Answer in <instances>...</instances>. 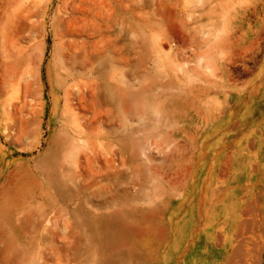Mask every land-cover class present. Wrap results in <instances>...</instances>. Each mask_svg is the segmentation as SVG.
Returning <instances> with one entry per match:
<instances>
[{"label": "rangeland", "instance_id": "rangeland-1", "mask_svg": "<svg viewBox=\"0 0 264 264\" xmlns=\"http://www.w3.org/2000/svg\"><path fill=\"white\" fill-rule=\"evenodd\" d=\"M112 70L125 94L81 95ZM65 106L108 133L80 137L102 142L90 180L82 156L57 166ZM72 170L85 215L114 195L136 210L61 214ZM91 223L121 227L123 249L87 241ZM55 263L264 264V0H0V264Z\"/></svg>", "mask_w": 264, "mask_h": 264}, {"label": "bare ground", "instance_id": "bare-ground-1", "mask_svg": "<svg viewBox=\"0 0 264 264\" xmlns=\"http://www.w3.org/2000/svg\"><path fill=\"white\" fill-rule=\"evenodd\" d=\"M93 11L95 12V14H97L95 10H93ZM94 12H92V13L94 14ZM199 66H202V65H199ZM202 67H204L205 69H208L207 66H202ZM192 69L193 68H190V70H192ZM106 78H108L111 83H109V84L104 83V86H101L100 83L97 81H94L91 84H89V82L82 84L81 88H80L81 95L83 93L82 89L83 88L87 89V87H89V86L92 89V93H93V96H94L96 102H97V98L99 97V94H100V91L102 88H103V95L104 96H108L110 93L115 97H118L119 95L125 94V92L120 87L115 85L117 77H116V73L114 70L107 72ZM212 87H214L215 89L217 88V86H215L214 83H211L209 80L206 79L204 90H209ZM192 90L194 92H196L195 97L193 98L195 101H197L200 96H206L207 95V92H202L201 89L199 88V86L192 85L188 89V92L191 93ZM77 92H78V90H77ZM79 99H83V97H79ZM65 112H66L67 118H68L70 125H71L69 127L72 129L71 130L72 135L69 136L71 143L68 147L67 154L62 156V159H61L62 161L57 166H58V168L61 169L63 167L65 161H66V163L76 162L82 156L84 158V159L82 158L83 161L85 160V162H87V164H88L87 168L85 167L86 171L88 172L86 180H88V179L90 180V179L94 178L95 174L98 175V173H102V171L100 172V170L98 171L97 169H96V172H94L95 169H92L90 164H89V162L91 160L90 155H93V157H95V156L99 155V152H97V151L102 150V142L92 141L93 142L92 144L90 143V145L83 146L84 144H82V145L79 144L80 137L85 135V136H91L94 139H100V138L108 137L107 136L108 133H102L101 131H99L97 129V127H94L93 125L89 124L88 120H86V119H84L83 122L80 123V120H81L80 117L72 114L71 109L68 106H65ZM107 119L110 120L109 117H107ZM138 119L141 120L140 115L138 116ZM135 131H140V130L135 129ZM103 135H106V136H103ZM72 141H74V142H72ZM101 152H103V151H101ZM101 155H103V154H101ZM123 162H124V160L121 161V164H124ZM85 164H84V166H85ZM103 164H104V162H103ZM104 166H105V164H104ZM60 169H58V170H60ZM103 169H104V167H103ZM110 169H112V168H110ZM110 169H108V170L110 171ZM147 169L149 171L148 176H146L145 174H143L139 170L130 172L134 178L139 180V181L135 182V183H137V188H138L137 190L139 191L137 193H140V191L143 190L142 188H145V184H143V182H147V180H152L153 175H155V173L153 172V170L150 167H147ZM69 171H70V169H69ZM79 177H80V173L78 172V170L77 171L72 170L70 174L65 173V174L60 175V185L62 186V188L65 191L62 190L61 195H60V199L57 200V204H56L57 206L56 207H57V210L61 214L66 215L69 213L78 219H80V218L83 219V218H85V216H88V218H90L91 221L100 217L102 219L114 218V219L121 222L124 218L129 217V214H128L129 210L132 207H134V205L132 203H130L129 198L127 196H124L123 198L119 199L117 196L114 195L111 199L110 205H109V203H108V205L107 204L104 205L102 207V211L93 210V212L88 213V215H85L84 213H82L83 207L88 204V200H89V197L83 192V190L91 187V185L84 183L83 188L80 187V188H76L75 191L73 190L72 192H66V190H67L66 182H69L71 185L76 187V185H74L75 179H77ZM107 177H108V175H107ZM101 188L103 189V187H101ZM136 198H138V196ZM68 202H70L72 204L71 210L68 209ZM150 205L151 204H148L147 206H150ZM87 207L91 208L90 205H88ZM132 209H133V211H135L136 206ZM78 222H81V220ZM66 224L68 225V223H66ZM76 226L77 225H75V227ZM84 230L88 231L87 225H85ZM121 231H122L121 227H119L115 224L104 223V224L95 225V224L91 223V226H90L91 234L88 233L87 241H90V235H91V238L95 241V243L98 242L99 245L101 246V248L104 251H106L108 255H111V254H114L115 252L123 249L122 245H121V239H122L121 238ZM99 250H100V248H99ZM108 259L109 258H104V259L100 260V262L104 263Z\"/></svg>", "mask_w": 264, "mask_h": 264}]
</instances>
